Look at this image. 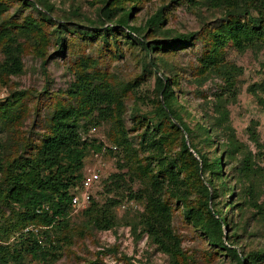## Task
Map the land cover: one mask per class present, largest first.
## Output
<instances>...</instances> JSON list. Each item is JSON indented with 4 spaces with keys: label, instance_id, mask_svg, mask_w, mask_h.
<instances>
[{
    "label": "rangeland",
    "instance_id": "obj_1",
    "mask_svg": "<svg viewBox=\"0 0 264 264\" xmlns=\"http://www.w3.org/2000/svg\"><path fill=\"white\" fill-rule=\"evenodd\" d=\"M23 1L12 0L0 15L2 25L9 22V32L23 45L22 73L8 77L6 82L0 76V104L4 105V116L0 113V151L5 163L14 158L29 159L58 107L77 106L73 85L81 76L87 78L90 85L93 82L106 85L121 112L116 121L113 103L114 118L99 121L98 111L89 104L83 105L82 97L80 104L90 113L91 122L79 120L81 139L102 147L101 151H87L81 171V181L94 173L98 180L88 189H84L81 182L74 188L80 197L86 193L89 202L71 208L66 228L38 227L24 221L23 210L17 205L3 200L2 185L0 244L12 246L29 229L39 233L46 231V235L41 236L50 254L45 260L24 255L23 264H232L224 252L209 246L193 221L185 216L186 206L195 210L200 207L202 195L193 162L187 155L179 157L184 136L187 145L191 142L210 159L222 157V173L228 176V186L233 193L220 192L209 206L227 211V206L233 205L227 220L239 226L236 238H232L237 242V251L252 257L244 264H264V90L259 88L264 85V36L243 51L228 42L220 56L223 65L205 66L201 58L206 53L204 39H211L207 32L216 31L231 6L219 8L217 0H120L122 9L134 7L130 25L144 27L151 15L165 9L166 19L157 30L151 31L147 40L161 41L177 34L202 33L201 39L191 41L183 51L155 55L165 76L174 81L173 110L190 129L186 134L172 115L169 114V121L174 127L157 114L160 93L156 74L147 66L139 46L130 45L131 41L121 35L116 21L122 10L112 8V18L108 20L101 13L108 0ZM29 1L33 2V7L26 6ZM42 13L51 23L41 20ZM250 13L254 18L258 16L252 10ZM29 20L40 29L31 27ZM240 21L251 25L246 15L240 17ZM260 26L264 27V21ZM113 27L118 39L115 49L102 47L97 37L89 39L80 35L101 34ZM56 29L64 40L63 48L56 42ZM144 31L142 34L146 35ZM220 66L222 68L218 69ZM218 100L219 108L228 110V120L214 129L212 142L207 144L203 142L205 130L211 131L209 127H213ZM227 124L234 130L237 143L251 153L253 172L247 176L237 170L244 154H227L231 151L224 129ZM249 128L256 132L260 146L250 140ZM144 134L146 139L157 140L159 147L158 144H145ZM191 152L199 161L194 151ZM159 155L166 163L178 158L179 177L185 181L175 189L179 195L186 193L182 196L185 204L170 195L171 189L165 193L172 213V231L179 241V251L172 255L160 251L144 231L140 216L145 211V203L129 199L130 192L147 187L148 174L158 173ZM112 175L118 178L113 180ZM91 199L99 208L108 206V199L117 201L109 211L114 223L110 230L95 227L85 213ZM231 231L224 228L227 236L232 235Z\"/></svg>",
    "mask_w": 264,
    "mask_h": 264
},
{
    "label": "trees",
    "instance_id": "obj_2",
    "mask_svg": "<svg viewBox=\"0 0 264 264\" xmlns=\"http://www.w3.org/2000/svg\"><path fill=\"white\" fill-rule=\"evenodd\" d=\"M11 1L0 0V15L6 10V4ZM23 3H26V0ZM119 5L120 0H108L107 6L101 9V13L109 20L112 18V8L122 10V14L116 21L121 29V35L131 41L130 45L139 46L147 66L156 74V87L160 93L156 109L157 114L168 121L169 114L172 115L179 122L180 130L189 134L190 129L173 110V103L176 101L173 89L174 81L165 76L155 55L176 54L183 51L187 45L191 44V41L201 39L202 33L177 34L161 41L147 40L151 35V31L157 30L166 19L165 9L157 10L145 21L144 27H141L130 25L129 18L134 7L122 9L123 7ZM26 6L33 7L34 4L29 1ZM216 6L219 8L231 6V10L226 13L223 23L218 26L215 32H207L211 39L209 41H206V38L204 39L206 53L201 61L205 66L213 67L223 65L220 56L223 47L228 42H232L238 50L243 51L264 36V27L260 26V23L264 21V0H217ZM250 10L257 13L258 16L256 18L251 16ZM47 11L50 12L48 9ZM243 15H246L250 20V26L240 21V17H243ZM41 16L43 22L51 23L47 15L42 13ZM28 24L37 30L40 29L32 20H29ZM9 27V22L6 21L5 25L0 22V54L2 56L0 76L4 78L2 79L3 82H6L10 76H19L23 71V45L18 42L16 37L11 35ZM145 27L146 29H144ZM114 31L115 28L113 27L105 29L101 34L95 32L92 35L86 33H80V35L89 39L97 37L102 41V47L111 46L115 49L117 48L118 39ZM143 31H147L146 35L142 34ZM54 33L57 35L56 42L63 48L64 40L59 36L58 29ZM220 68L222 66L218 67V69ZM77 82V84H88L82 87H78L77 84L73 85L74 93L72 94L76 97L77 106L66 108L60 105L58 107L51 117V121H49V126L42 133L41 139L33 147L35 152L29 159L14 158L11 162L5 163L0 151V192L2 191V185H4L3 192L5 196L3 200L6 203L11 202L17 205L20 210H23L21 214L25 216L24 221L29 222V225L59 229L67 227L71 208H73L71 198L77 195L74 188L80 182L82 184L81 171L87 151L89 149L101 151V145L87 143L81 139L79 120L87 119L91 122L90 113L84 111L80 104L82 97L83 105L89 104L91 108L98 111L97 120L108 121L114 118L111 109L113 103L116 105V121L120 118L121 111L118 109V102L115 103L114 95L107 89L106 85L94 82L90 85L87 78H83V76L79 77ZM259 88L264 90V85H260ZM102 105H105V107H102ZM215 105L213 127H209L211 131L205 130L206 137L203 142L207 144L212 142L214 129L224 125L228 120V110L224 107L219 108V100ZM3 108L4 105L0 104L2 116H4ZM169 122L174 127V123ZM96 124L94 123V125ZM224 129L227 132V145L231 149L227 153L228 156H232L236 152L244 154L241 167L237 170L244 176L251 174L253 172L251 153L245 151L242 145L237 143L234 130L228 124ZM177 130L180 132L179 129ZM248 133L254 145L260 146L256 132L249 128ZM125 142V138H123V143ZM143 142L147 145L158 144L156 145L158 147L160 145L154 138L149 137L146 139L145 134ZM191 150L198 156L199 161L194 159ZM183 155H187L193 162L195 176L200 180V193L202 195L198 209L185 207L186 218L193 221L209 246L224 252L232 260V264H244L245 260H252L251 256H245L242 252L237 251L235 247L237 242L232 239L236 238V233L239 230L238 225L231 224L232 221L227 220V214L233 208V205L229 204L227 211H223L222 207L214 209L213 206L212 208L209 206L212 200L218 198L220 192L229 191L230 195L233 193L228 186V176L222 173V157L216 156L210 159L191 142L187 145L184 136H182L179 157ZM159 157L160 155L157 157L159 160L158 173L148 174L147 187L136 193L130 192L129 199L145 203V211L140 216V223L144 231L160 251L172 255L179 251V241L172 231V213L170 206L167 204L165 193L168 189H171L170 195L185 204V199L182 196H185L186 193L179 195L176 191L179 186H183L185 181L179 177L181 169L177 163L178 158H173L166 163L161 159L162 157L160 159ZM147 172L148 170L145 171V173ZM159 174L163 175V178L160 179ZM117 178V175L111 176L113 180ZM106 204L108 206L105 205L99 208L91 199L90 206L85 211L92 219L93 225L100 230H110L114 226L109 211L117 204V201L108 199ZM225 227L232 230V235L228 234L227 236L224 234ZM42 232L39 233L37 230L33 232L29 229L12 246L0 244V264H23L21 260L24 255H29L32 259L45 260L50 254V250L46 248L45 241L41 236V234L46 235V231ZM242 255L244 258H242Z\"/></svg>",
    "mask_w": 264,
    "mask_h": 264
},
{
    "label": "built area",
    "instance_id": "obj_3",
    "mask_svg": "<svg viewBox=\"0 0 264 264\" xmlns=\"http://www.w3.org/2000/svg\"><path fill=\"white\" fill-rule=\"evenodd\" d=\"M97 180H98V175L94 173L91 175V177L85 178L82 181V186L84 187V189H88L89 187H91L92 183L97 181ZM88 202H89V196L86 193H83L82 197H80L78 195H74L71 198V204L73 207L85 206V205H87ZM32 231L36 232V230H32Z\"/></svg>",
    "mask_w": 264,
    "mask_h": 264
}]
</instances>
